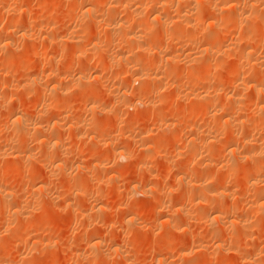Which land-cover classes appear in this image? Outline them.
Segmentation results:
<instances>
[{"label":"bare ground","instance_id":"obj_1","mask_svg":"<svg viewBox=\"0 0 264 264\" xmlns=\"http://www.w3.org/2000/svg\"><path fill=\"white\" fill-rule=\"evenodd\" d=\"M33 1L0 0L3 230L22 231L17 243L29 252L43 242L52 251L54 243L60 248L72 241L55 237L40 244L43 234H34L47 211L33 226L21 222L33 212L27 194H18L27 188L32 204H51V211L65 197L60 205L71 214L70 231L87 251L81 253L79 243L76 257L73 252L78 263L132 264L136 250L131 255L127 245L134 248L141 229L154 236L156 226L159 243L140 241L153 253L156 248L148 264H205L213 257L232 264V253L241 264H264V234L259 242L253 236L264 233V0H49L50 7L62 3L75 16L70 24L74 16L67 21V13L61 15L68 22L62 31L52 11L45 17L48 28L43 16H32L36 1L47 8L46 0ZM90 65L109 71L91 75ZM72 92L84 102L83 114L69 108ZM166 105H176L171 118ZM127 106L143 109L124 118ZM141 122L146 126L135 130ZM66 135L75 144L65 146ZM168 140L180 143L173 145L179 159L173 158L170 182ZM80 148L87 157L78 155ZM128 164L135 166L132 172L121 167ZM25 169L31 181H21L20 190L8 187L10 177ZM54 175L63 179L55 191L47 186ZM112 195L115 208L105 201ZM148 195L152 224L144 222V206L146 214L137 220ZM113 208L124 212L119 223L110 216ZM192 222L200 224L197 230L209 228L203 226L210 244H202L205 234ZM179 232L189 234L190 245L173 244ZM3 255L0 264H13ZM25 260L13 262L29 264Z\"/></svg>","mask_w":264,"mask_h":264},{"label":"rangeland","instance_id":"obj_2","mask_svg":"<svg viewBox=\"0 0 264 264\" xmlns=\"http://www.w3.org/2000/svg\"><path fill=\"white\" fill-rule=\"evenodd\" d=\"M36 1V0H35ZM35 1H33V2H35ZM40 1V0H39ZM41 1H43V0H41ZM47 1V3H46V7L47 8H44V7H42L41 5H39L38 3H37V1L35 2L36 4H33L35 7H34V10H32V16L33 17H38L39 18V16L41 17V16H43L42 17V22H44L43 24H44V26H46L47 27V25H49V23H47V21H45V20H47V19H45V17L47 16V14H50L51 15V11H52V17H54V18H60V20H59V22L61 21V17L63 16V14H65L64 12H66L67 13V21H70L72 18L70 17L71 15H73V13L71 14H69L68 12H67V10H66V6L64 5V6H62L63 4L62 3H57V4H55V5H52V7H50V2H49V0H46ZM49 2V3H48ZM61 4V6H59ZM36 5H37V7H36ZM48 5V6H47ZM49 7H50V9H49ZM40 8V9H39ZM52 8V9H51ZM63 8H65L63 11L61 10V9H63ZM38 9H39V11H38ZM43 9V10H42ZM41 11V12H40ZM58 11H60V12H58ZM62 11V12H61ZM43 12H44V14H43ZM50 12V13H49ZM34 13V14H33ZM47 13V14H46ZM37 14V15H36ZM40 14V15H39ZM39 15V16H38ZM45 15V16H44ZM55 15H56V17H55ZM58 15V16H57ZM62 15V16H61ZM74 16V15H73ZM72 16V17H73ZM71 18V19H70ZM74 19V21H70L69 23L70 24H72V22L75 24V16L73 17ZM68 19H70V20H68ZM65 22L64 23V20L63 21H61L60 23H61V26H62V24H63V26H62V28H61V26H60V23L57 21V23H59V24H57V25H59V28H58V30L60 29V31H62L63 30V27H65L67 24H68V22ZM3 22V21H2ZM2 22L0 21V25H3L2 24ZM45 22H46V24H45ZM64 24H66V25H64ZM69 24V25H70ZM1 27V26H0ZM50 28H51V26H49ZM58 27V26H57ZM48 28V27H47ZM61 33V32H60ZM96 36V35H95ZM97 37V36H96ZM55 45V43H52V45L51 44H48V46H52V48L53 47H55L54 46ZM34 56V57H33ZM36 55H31V58H32V61H34V59H36V57H35ZM34 58V59H33ZM32 61H31V63L29 62V64L30 65H32ZM34 63V62H33ZM92 65V64H91ZM89 66V68H88V71L87 72H89V74H93V71L94 70H96V69H99V70H97L99 73H102V74H104L105 72H108L109 71V69H103V71H102V68L100 69V67H93L94 69L92 70V66ZM18 66H20V64H18V65H16V67H18ZM91 69V70H90ZM101 70V71H100ZM96 72V71H95ZM102 88H100V90H101ZM129 89H131V90H133L134 88L131 86V88H129ZM75 93V95L76 96H78V91H76V92H74ZM102 94H105V93H103V91H102ZM101 94V95H102ZM73 97H72V96ZM67 96L68 97H70V99H68L67 98ZM66 96V100L67 101H69L68 102V106H69V108L70 109H74V111H76L77 113H84L81 109H79V108H81L82 107V109L85 111V109H84V102L83 101H80V100H76L75 99V97L76 96H74V94H73V92H72V94H69V95H67ZM103 96V95H102ZM106 98V96H103V98ZM72 98V99H71ZM76 100V101H75ZM71 101V102H70ZM81 102H82V104H81ZM70 104H71V107H70ZM72 104H73V106H72ZM75 105V106H74ZM83 105V106H82ZM173 105V104H172ZM172 105H166L165 106V109H167L168 107V113L166 112V114H168V116H166V118H168V117H172V116H170L169 114V110L170 109H172V108H174L176 105H174V106H172ZM77 107V108H76ZM127 107H129V106H127ZM125 108V113H127V115L124 117V118H128L131 114H132V112L133 113H136V112H141V109H143L142 107H141V109H139L140 107H135V106H131V108L129 107V108ZM134 107V108H133ZM171 107V108H170ZM79 110V112L77 111V110ZM81 110V111H80ZM131 110H132V112H131ZM143 111V110H142ZM123 114H124V112H122ZM128 114H129V116H128ZM125 115V114H124ZM123 115V116H124ZM197 118V117H196ZM196 118H194V120L196 119ZM197 120H198V118H197ZM106 121H108L110 124L109 125H114V124H112L111 123V121L113 122V118H111V121H110V118H106ZM114 123V122H113ZM142 123V122H141ZM137 124V125H136ZM133 127L135 128V130H136V128H138V129H142V125H144V123H142V124H140V123H136ZM146 124V123H145ZM139 126H141V127H139ZM144 126H146V125H144ZM144 126H143V128H144ZM112 127V126H111ZM1 133V132H0ZM2 134V135H1ZM0 134V142H2V140H3V137H4V133L2 132ZM67 136V135H66ZM67 139V140H66ZM65 141H66V144H65V146H67V147H69V146H71V145H73V144H75V143H72V141L74 142V140H72L71 138H68V136H67V138L65 137ZM65 141H64V143H65ZM68 141V142H67ZM170 142V143H169ZM172 142V143H171ZM176 142V141H175ZM175 142H173L172 140H168V148H167V153L169 152L170 153V151H172L173 150V154H171V155H169L171 158H170V160H171V162L172 163H169L170 162V160L167 162V164H166V166H168L167 167V169H169L170 171H168L169 173V175H170V173H172L174 170H175V167H173V165L176 163V160H178L179 159V157L175 154L176 153V149L175 148H177L178 146L177 145H179L180 143H179V141H177L176 143H177V145L175 144ZM177 146V147H175V145ZM173 145H174V147H173ZM172 148V150H169V148L170 147ZM170 148V149H171ZM175 151V152H174ZM87 152V154H85ZM81 155L82 157L84 156H88V150H86V148H80V152L78 151V155ZM71 155V154H70ZM69 155V156H70ZM76 155V154H75ZM174 155V156H173ZM177 157H178V159H177ZM68 158H71V157H68ZM173 158H175V159H173ZM161 160V159H160ZM173 160V161H172ZM157 164L155 165L154 164V166L155 167H158V166H160L161 164H162V162H160V161H158V160H156L155 161ZM154 162V163H155ZM110 163V162H109ZM114 164L115 163H113V161L110 163V165H112V166H114ZM169 164L171 165V166H169ZM130 166V167H129ZM0 172H1V174H4L5 173V167L4 166H2V165H0ZM119 167V166H118ZM121 167H123V168H125L126 170L128 169L129 170V172H132L133 170H134V165L133 164H128V165H126L125 167L124 166H121ZM153 167V166H152ZM38 168H39V166H38ZM171 168H172V170H171ZM153 169H155L154 167H153ZM40 170H42V168H40ZM24 171V170H23ZM28 171V170H27ZM27 171H26V169H25V172H22V173H20V174H16L14 177H10V182H9V184L11 185H9L8 184V187H12V188H19V190H20V188H21V186L19 187V184L21 183V181H23L24 180V182H30L31 180V178L29 177V172L27 173ZM23 173H25V174H23ZM29 174V175H28ZM167 174V176H166V182H170L171 181V177H172V175H168ZM22 175H23V177H22ZM25 176H27V177H25ZM29 177V178H28ZM170 177V178H169ZM24 178V179H23ZM25 178H26V180H25ZM29 180H28V179ZM51 178L53 179H51L50 180V182H49V180H48V182H47V186L49 187V189L50 190H52L51 188H53V190L55 191L56 189H55V187L56 188H58L57 187V185L58 186H60L61 184H62V181H63V179H62V181L60 182V180L58 179V178H60L59 176H56V175H54V177L53 176H51ZM169 179V180H168ZM15 181V182H14ZM55 181V182H54ZM49 183V184H48ZM125 183H127V182H125ZM140 183V181L138 182V184ZM172 183V182H171ZM171 183H169V184H171ZM51 184V185H50ZM55 184H56V186H55ZM128 184V183H127ZM164 184H167V183H165L164 182ZM169 184H167V185H169ZM141 185H142V181H141ZM55 186V187H54ZM23 189H25V190H23ZM22 190H20V191H22V192H18V194H19V196H21V197H25V199H26V195L25 194H27V199L26 200H30L29 202H28V204L29 203H31V206H30V208H32L33 209V212L32 211H30V213L29 214H31V215H29L28 217H26V219H28V220H26L24 217V219H25V221H27L29 224H26V222L24 221V219L23 218H21V222L22 223H24L25 225H28V226H33L34 225V222H36V221H39L40 219H41V217L44 215V211H47V217H45L44 219L45 220H43L42 222H41V229H39V231H41V232H39V233H37V231H36V233L34 234V236H37L36 237V239H38V237H39V239L41 238V236H42V234H43V236H42V238L40 239V244H42V241H45V240H47L48 238L51 240V239H56L55 237H57V239L56 240H61V239H63V240H65V242L68 240H71L72 239V241L70 242H68V245H66V246H61L60 248L58 247V244H56L55 245V243H54V247H53V250L52 251H50V249L49 248H46L45 247V245H43L44 244V242H43V244L42 245H39V247H41V246H44V247H42V248H40V249H37V248H35V249H33V251L31 250L30 252H29V246H27V249H26V245H21L20 243H17V241H18V238H17V236L16 235H18L19 233H22V231H16V232H19V233H16L15 234V231L13 232H10L9 233V231L7 232V231H5V230H3L4 228L3 227H1L0 228V230H2V231H0V250L2 249V251H0V253L1 254H4L5 255V258H7L6 256H8V260L10 261V263H13V264H15L14 262H18L17 261V258H19V257H24V260L25 261H28V263L30 264H36V263H39V264H44L45 262H48L47 264H82V263H85L86 264V262H83L84 261V259L83 260H81L82 262L81 263H78V262H80V261H78V259H77V261H76V259L74 258V253H75V250L76 249H78L79 247H80V245H81V248H82V251L80 250V252L82 253H84V251H85V253L87 252L86 250H84V245H82L83 243H82V240H80L81 239V237H80V235H79V237H80V239H79V241H78V235L76 236L75 234H77L76 232H71L70 230H72L73 231V224L71 225L70 223H69V218L70 217H68V216H70L71 214H70V212H68L67 211V207L65 208L64 207V205H60L62 202H64L63 200H62V198L64 199L65 197H62V196H60V197H58L57 199H56V201L55 202H53V205H56L55 207L56 208H58L57 210H56V208H55V211H51L50 210V208H49V206L51 205H47V204H39L38 202H35L34 204H32L33 202H32V194L33 193H29L28 191V193L26 192V189L27 188H23ZM23 192H25V194L23 193ZM22 194V195H21ZM40 195V193H37V195ZM30 195V196H29ZM38 195V196H39ZM121 195V197H122V194H120ZM34 196V195H33ZM29 197V198H28ZM115 198V200H116V197L114 196V195H112V196H109L108 197V199H106L105 201H106V203H107V205L108 206H113L115 203H114V198ZM149 195L148 196H146L145 198H146V200L145 199H142L143 201H142V207H141V209H140V213H139V215H138V217H141V215H145L146 214V212L149 214L150 213V211H147V209H150L151 208V205H152V202H153V200H152V197H149ZM39 198H40V196H39ZM61 198V199H60ZM173 198H175V197H173ZM171 199V201H175L176 200V198L175 199ZM148 199H149V201H148ZM62 201V202H61ZM104 201V200H103ZM152 201V202H151ZM112 203H114V204H112ZM36 204H38L36 207H35V205ZM151 204V205H150ZM59 205V206H58ZM46 206V207H45ZM61 206V207H60ZM64 208H63V207ZM115 206V205H114ZM113 206V207H114ZM145 207V209L146 210H144V207ZM149 206V207H148ZM34 207V208H33ZM48 207V210H50L51 211V214L49 213L50 211H48L47 209H45V208H47ZM61 208V209H60ZM115 208V207H114ZM113 208V210L115 211V212H111L110 213V216L111 217H113L112 219L114 220V221H116L115 219H118L116 222L117 223H119V222H121V220H122V218H121V216H123V213H122V208H116V209H114ZM1 209H2V207H0V213H1V215H0V225H2V220L4 219V217H3V215H5V214H2V213H4V211H3V209H2V212H1ZM63 209V210H62ZM119 209H121V210H119ZM146 211L145 212V214H144V211ZM67 212V213H66ZM122 214H121V213ZM56 213V214H55ZM114 214V215H113ZM36 215H37V219H36ZM116 215V216H115ZM41 216V217H40ZM3 217V218H2ZM31 217V218H30ZM30 218V219H29ZM150 218H152V219H150ZM19 219H20V217H19ZM18 219V220H19ZM22 219H23V221H22ZM140 219H141V221L144 219V222H146V223H149V224H152L153 223V221H154V216L152 215V212H151V214H149V215H145L144 216V218L142 219V217L141 218H137V220L138 221H140ZM77 222V224H79V222L78 221H76ZM75 222V223H76ZM69 223V224H68ZM194 223V224H193ZM195 223L196 222H192L190 225V227L192 228V229H195V230H197L196 228H197V226H198V228H199V226H200V224L199 223H196V225H195ZM77 224H75V226H77V229L79 228L78 227V225ZM69 225H71V226H69ZM205 224H203V225H201V229H198L197 231L198 232H200L201 234H205V236H203L204 237V239L203 238H201L202 239V244H204V245H208V244H210L211 243V241L209 242V241H207V240H211V238H209V236H211V234L210 235H208L209 233V231H208V229L207 228H205V227H203ZM3 226V225H2ZM189 227V229H191ZM71 228V229H70ZM75 229H74V231L75 230H77L76 229V227H74ZM158 227H156L155 226V231L156 232H153L154 233V236H153V234H152V236H151V234H148V232L147 231H145L146 230V228H144V230H142L141 229V233H139V235H138V238H139V240L137 241V243L139 244V245H141L140 246V250H139V247H138V249H137V247H136V244L134 245V248H132V245H127V246H129L128 248H130L129 250H131V255H132V251H135L136 250V252H133L135 255H133V257H132V260H133V258H136V259H134L133 261H134V263H132V264H148L149 262H147V261H149V258H152L153 257V254L156 252L155 251V249H154V253L152 252L153 251V249H151V247H148L147 248V244L148 243H145L144 245H143V243L144 242H148V238H149V240H151V241H153L154 242V240H155V242L154 243H159L160 242V240H158V239H161L160 238V235H161V232H160V230H159V232H158V229H157ZM207 229V230H206ZM5 231V232H4ZM44 231V232H43ZM205 231V232H204ZM34 231H32V233H33ZM72 234H71V233ZM157 232L159 233V235L157 234ZM208 234H207V233ZM263 231H261V230H258V232H257V230H255L253 233H255L253 236L256 238V237H258L257 238V240H258V242L259 241H262L263 240V237H262V235L264 234V233H262ZM7 233V234H6ZM9 233V234H8ZM46 235H45V234ZM70 233V234H69ZM144 233V236H142V234ZM181 232H179V233H175V235L173 236V238L171 239L172 240V242H173V244H177V245H181V243L182 244H186V245H188L189 243L191 244V238H190V236H189V234H186V233H183V235L182 234H180ZM258 233H260V236H259V234ZM69 234V235H68ZM262 234V235H261ZM4 235V236H3ZM10 235V236H9ZM179 235V236H178ZM187 235V236H186ZM8 236V237H7ZM52 236H54V237H52ZM73 236H75V238L73 237ZM15 237L17 238V239H15ZM51 237V238H50ZM69 239H68V238ZM71 237V238H70ZM73 237V238H72ZM143 237V239H141ZM145 238V239H144ZM151 238H153V239H151ZM260 238H262L261 240H259ZM4 239V240H3ZM7 239V240H6ZM16 241H15V240ZM43 239V240H42ZM146 239H147V241H146ZM205 239H206V243H204V241H205ZM6 240V241H5ZM14 240V242H12ZM42 240V241H41ZM59 240V241H60ZM105 241H104V243H103V245H106L105 243H107L108 241H109V239L107 240V239H104ZM141 240H143L142 242L143 243H141L140 244V241ZM256 240V241H257ZM58 241V242H59ZM81 241V242H80ZM264 241V240H263ZM3 242V243H2ZM7 242V243H6ZM57 242V243H58ZM183 242H185V243H183ZM14 243V244H13ZM16 243H17V245H16ZM79 243H80V245H79ZM82 243V244H81ZM71 244V245H70ZM189 244V245H190ZM260 245H262L263 244V242L261 243H259ZM8 245V246H7ZM20 245V247L18 248V246ZM77 245V246H76ZM125 245V247H127ZM145 245H147V246H145ZM176 245V246H177ZM21 246H22V248L23 249H21ZM60 246V245H59ZM145 246V247H144ZM195 245H193V247H194ZM2 247H4V249L6 250H4ZM14 247V248H13ZM25 247V248H24ZM38 247V248H39ZM56 247V248H55ZM68 247H70V248H68ZM31 248V247H30ZM152 248H154V246H152ZM9 249V250H8ZM56 251H55V250ZM86 249V248H85ZM150 249V250H149ZM36 250V251H35ZM74 250V251H73ZM79 250H77L76 251V253L78 252L79 253ZM138 250H139V252H138ZM19 253H17V252ZM22 251H25L24 253H25V255H24V253L22 252ZM38 251V252H37ZM41 251V252H40ZM55 251V252H54ZM3 252V253H2ZM22 252V253H21ZM28 252V253H27ZM34 252V253H33ZM36 252V253H35ZM71 252V253H70ZM74 252V253H73ZM229 252H231V251H229ZM70 253V254H69ZM76 253H75V257H76ZM17 254V255H16ZM20 254H22V256H20ZM237 253H232V254H228L227 256H229L230 258H232L233 260H237L236 262L235 261H231V263L233 262L234 264H241L240 263V261H239V259L240 258H237V256L238 257H240L239 256V254L237 255V256H235ZM3 255V256H4ZM27 255H30V256H27ZM72 255H73V258L75 259H71V257H72ZM138 255H140L139 257H141V259H140V261L138 260ZM18 256V257H17ZM37 256H38V258H37ZM71 256V257H70ZM134 256H136V257H134ZM145 256V257H144ZM146 256H147V259H146ZM149 256V257H148ZM12 257V258H11ZM17 257V258H16ZM36 257V258H35ZM144 257V258H143ZM14 258V259H13ZM215 257H213V259H209V260H207L206 262H205V264H224L223 263V261L219 258H216V260L214 259ZM230 258H229V260H230ZM49 259V260H48ZM54 259V260H53ZM142 259H146V260H142ZM231 259V260H232ZM47 260V261H46ZM135 260H136V262H135ZM241 260V259H240ZM12 261V262H11ZM14 261V262H13ZM36 261V262H35ZM75 262V263H73V262ZM132 261V262H133ZM145 261V262H144ZM238 261H239V263H238ZM144 262V263H143ZM216 262V263H215ZM232 263V264H233Z\"/></svg>","mask_w":264,"mask_h":264}]
</instances>
